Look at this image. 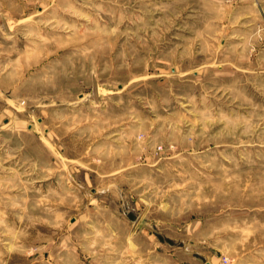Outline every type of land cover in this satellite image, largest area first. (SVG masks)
<instances>
[{
	"label": "rangeland",
	"instance_id": "obj_1",
	"mask_svg": "<svg viewBox=\"0 0 264 264\" xmlns=\"http://www.w3.org/2000/svg\"><path fill=\"white\" fill-rule=\"evenodd\" d=\"M264 264V0H0V264Z\"/></svg>",
	"mask_w": 264,
	"mask_h": 264
},
{
	"label": "water",
	"instance_id": "obj_2",
	"mask_svg": "<svg viewBox=\"0 0 264 264\" xmlns=\"http://www.w3.org/2000/svg\"><path fill=\"white\" fill-rule=\"evenodd\" d=\"M207 264H211V263L208 262Z\"/></svg>",
	"mask_w": 264,
	"mask_h": 264
}]
</instances>
